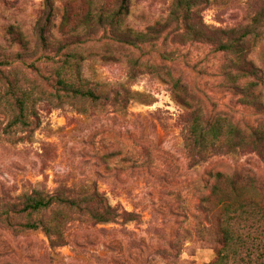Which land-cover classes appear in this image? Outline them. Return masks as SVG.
<instances>
[{"label": "rangeland", "instance_id": "374dc122", "mask_svg": "<svg viewBox=\"0 0 264 264\" xmlns=\"http://www.w3.org/2000/svg\"><path fill=\"white\" fill-rule=\"evenodd\" d=\"M177 1L128 0L118 14V0H0V211L32 190L71 189L79 202L63 211L60 246L13 224L22 214L0 212V264H212V203L264 202V153L226 146L233 128L243 142L264 129V0H187L184 21L172 14ZM226 35L253 75L212 43ZM195 118L217 123L225 141L189 156L184 129ZM94 185L133 217L94 223L81 202ZM236 210L230 227L243 245L230 263L264 264L256 206Z\"/></svg>", "mask_w": 264, "mask_h": 264}, {"label": "trees", "instance_id": "16d2710c", "mask_svg": "<svg viewBox=\"0 0 264 264\" xmlns=\"http://www.w3.org/2000/svg\"><path fill=\"white\" fill-rule=\"evenodd\" d=\"M187 4V0H178L174 6L172 14H174L179 20L184 21L186 19L185 5ZM128 9V0H118V6L116 13L123 14L126 13ZM176 10L178 14L176 15ZM255 23L258 24L256 18H254ZM197 29V28H196ZM252 29H245L243 37H247L248 34L251 32ZM194 32V39H202L203 33L201 31H197L193 29ZM207 38V37H205ZM38 39L39 42H44V37L42 34V27H39L38 30ZM210 42L213 40L209 37L208 39ZM217 42V49L230 51L236 54L237 60L242 63L245 72L243 75L250 76L254 74V69L249 62H247L241 49H239V41L237 38L232 37V35H226L224 40L213 41L212 43ZM60 84H67L70 85L69 82L63 79H59L58 81ZM71 86V85H70ZM72 88V87H71ZM79 96L84 97H92L93 93L90 90H79L73 87L72 91ZM248 92V89H247ZM246 92V94H247ZM18 104H21V99H16ZM219 125L217 123L208 124L207 122L200 123L198 119H194L190 121L188 125L185 127V137L183 140L185 142V146L187 148L189 156L190 151L194 148H198L202 151L205 155L206 149L214 146V144H220L225 141L221 137V133H219ZM248 139L243 142L241 139H235V134L237 129H231L229 138H227V149H230L233 145L239 146L241 148H245V150L255 152L259 155L264 153V129L260 128L259 126L251 127L248 130ZM202 155L201 158L205 156ZM192 156V155H191ZM204 156V157H203ZM207 157V156H206ZM234 175L235 180L240 179ZM220 177L219 173L215 174L214 180H218ZM250 185V183H249ZM259 190L264 193V181L259 184ZM253 186V185H251ZM254 188V186H253ZM72 190H67L68 194L65 195L63 192H54V193H43L40 190H32L28 194H23L18 198L17 203H12L11 208H6L1 210L0 212L4 214L7 218L6 220H10L7 215L11 214H22L23 217L28 218L25 222H18L13 223L20 228H40L44 235L47 238L48 244L50 246H60L63 244V219L66 215H64L63 211L74 209L75 207L79 206V202H77L73 197ZM211 196L218 194V188L216 186H212L210 189ZM227 197H220L215 203H212V207H216L215 214H216V221L220 222V229L218 235L212 241L215 243L216 248V257L213 260L212 264H231L230 258L231 254L236 251L239 245H243L242 236L232 230V226L230 227L229 220H238L241 219L239 216V212L236 209H240L242 206L252 205L256 206L257 213L259 214L256 219L259 220L261 223L264 224V202H253L251 200L243 201V202H232L231 200H227ZM88 206V210L90 212V217L94 223L97 222H106V221H114L116 217H119L122 220H129L133 217V215L125 210L121 212L119 215L115 213L113 209L108 206L103 199L100 197L99 193L96 190L95 185L84 193L83 200ZM17 205L19 207L17 208ZM100 207L102 210L97 211L95 207ZM211 204L204 203L201 200V207L206 211L210 212ZM44 211H52L53 218L48 221H42L41 219L33 220L30 219V216L33 214H40ZM237 211V212H236ZM252 216V215H249ZM248 217L242 218L243 220H248ZM250 220V219H249ZM202 238H206L202 236Z\"/></svg>", "mask_w": 264, "mask_h": 264}]
</instances>
